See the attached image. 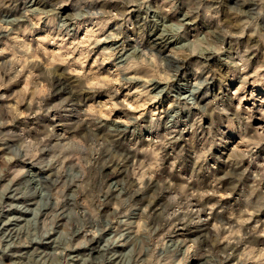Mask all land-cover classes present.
<instances>
[{
  "label": "clouds",
  "instance_id": "1",
  "mask_svg": "<svg viewBox=\"0 0 264 264\" xmlns=\"http://www.w3.org/2000/svg\"><path fill=\"white\" fill-rule=\"evenodd\" d=\"M0 264H264V0H0Z\"/></svg>",
  "mask_w": 264,
  "mask_h": 264
},
{
  "label": "rangeland",
  "instance_id": "2",
  "mask_svg": "<svg viewBox=\"0 0 264 264\" xmlns=\"http://www.w3.org/2000/svg\"><path fill=\"white\" fill-rule=\"evenodd\" d=\"M257 91H259V89H257Z\"/></svg>",
  "mask_w": 264,
  "mask_h": 264
}]
</instances>
